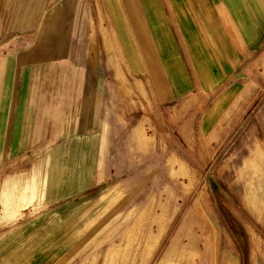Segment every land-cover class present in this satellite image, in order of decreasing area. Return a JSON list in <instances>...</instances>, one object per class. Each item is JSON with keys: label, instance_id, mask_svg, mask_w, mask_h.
<instances>
[{"label": "rangeland", "instance_id": "374dc122", "mask_svg": "<svg viewBox=\"0 0 264 264\" xmlns=\"http://www.w3.org/2000/svg\"><path fill=\"white\" fill-rule=\"evenodd\" d=\"M90 2L93 19L83 0L65 17L66 57L54 67L40 68L36 79L31 69L23 71L17 102L34 118L25 119L24 146L0 147V236L17 221L47 213L48 189L70 182L64 177L75 164L63 163L65 150L50 146L57 135L46 128L53 110L66 118L78 109L73 99L83 89L86 68L77 52L74 57L75 48L86 51L93 41L101 47ZM7 24L0 28V44ZM35 37L15 41L16 50L30 47ZM85 51L80 55L93 56ZM87 70L90 83V65ZM108 78L101 107L115 115L109 146L102 150L105 161L98 179L74 200L81 211L77 219L84 215L73 226L72 247L58 264H264V165L259 164L264 159V42L249 59L236 94L217 104L229 107L208 145L192 141L188 117L179 118L178 109L147 96L135 98L136 106L129 104L119 82L111 74ZM94 90L89 86V92ZM1 92L3 97L5 88ZM93 102L89 109L98 111L100 101ZM138 109L142 112L134 117Z\"/></svg>", "mask_w": 264, "mask_h": 264}, {"label": "crops", "instance_id": "0c3cea01", "mask_svg": "<svg viewBox=\"0 0 264 264\" xmlns=\"http://www.w3.org/2000/svg\"><path fill=\"white\" fill-rule=\"evenodd\" d=\"M76 3L77 0H0V28L8 22L2 31L6 38L0 44L5 48L0 61L1 148L25 145L21 140L25 119L31 122L34 115L21 110L17 102L23 71L31 69L36 79L40 68L54 67L57 60L66 57L70 47L63 42L65 17L74 11ZM90 3L83 0L81 5L93 19ZM94 6L101 47L93 41L87 49L93 53L90 58L80 55L85 51L83 47L75 48L74 57L77 52L86 68L83 89L73 99L78 101V109L66 118L64 113L58 117L53 110L46 128L57 135L50 146L64 149L63 163H74L75 169L64 177L70 182L48 189L44 205L50 207L47 213L17 221L1 234L0 264H58L71 249L72 228L84 215L77 219L81 211L74 208V200L94 184L105 161L102 150L109 146L113 128L115 114L101 107L108 74L119 82L129 104L134 102L136 106L135 98L147 96L160 105L166 103L169 110L178 109L179 118L188 117L192 141L198 146L208 145L219 117L229 107L217 104L236 94L249 59L263 47L264 0H94ZM100 17L105 20L103 25L98 23ZM34 34L30 47L16 50L15 41ZM89 86L94 87V92L88 91ZM92 100L98 105L100 101L98 111L89 109L94 104ZM139 112L142 110L133 113L134 117ZM236 132L233 141L237 139ZM13 139L15 144H9ZM260 160L259 164L264 165V159Z\"/></svg>", "mask_w": 264, "mask_h": 264}, {"label": "bare ground", "instance_id": "6f19581e", "mask_svg": "<svg viewBox=\"0 0 264 264\" xmlns=\"http://www.w3.org/2000/svg\"><path fill=\"white\" fill-rule=\"evenodd\" d=\"M255 162V161H254ZM256 168V167H255ZM257 171V169H255ZM260 173V172H259Z\"/></svg>", "mask_w": 264, "mask_h": 264}]
</instances>
